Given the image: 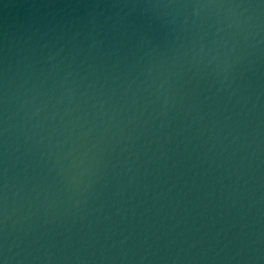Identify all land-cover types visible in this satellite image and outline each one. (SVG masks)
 <instances>
[{
    "label": "water",
    "instance_id": "obj_1",
    "mask_svg": "<svg viewBox=\"0 0 264 264\" xmlns=\"http://www.w3.org/2000/svg\"><path fill=\"white\" fill-rule=\"evenodd\" d=\"M0 264H264V0H0Z\"/></svg>",
    "mask_w": 264,
    "mask_h": 264
}]
</instances>
